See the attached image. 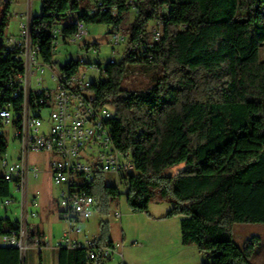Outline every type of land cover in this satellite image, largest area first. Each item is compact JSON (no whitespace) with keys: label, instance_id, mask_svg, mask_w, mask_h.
I'll return each mask as SVG.
<instances>
[{"label":"trees","instance_id":"16d2710c","mask_svg":"<svg viewBox=\"0 0 264 264\" xmlns=\"http://www.w3.org/2000/svg\"><path fill=\"white\" fill-rule=\"evenodd\" d=\"M135 1L42 0L41 14L33 18L34 46L51 67L53 28H63L67 43L76 19L111 32L135 13L121 62L110 63L106 78L91 88L99 106L114 110V144L134 164L127 203L134 213L149 214L152 202H169L173 209L166 218L182 217V243L195 244L207 255L206 264H251L255 239L243 246L232 239L235 224H264V0ZM99 3L108 12L89 16ZM157 21L163 22L162 37L148 49ZM130 64L148 67L144 73L157 77L153 86L124 87ZM80 68L72 61L63 74ZM19 70L18 61L0 60V90ZM6 151L2 139L0 159ZM181 165L178 175L166 174ZM9 191L2 184L0 197ZM107 196L115 201L122 194L100 177L95 197L107 202ZM6 223L13 227L0 216V237L8 232ZM114 246L100 239V249ZM58 252L59 264L103 262L101 254L90 261L85 249ZM22 259L19 250L0 245V264H23Z\"/></svg>","mask_w":264,"mask_h":264},{"label":"built area","instance_id":"2783aa9c","mask_svg":"<svg viewBox=\"0 0 264 264\" xmlns=\"http://www.w3.org/2000/svg\"><path fill=\"white\" fill-rule=\"evenodd\" d=\"M135 2L128 0L129 4ZM107 12L108 8L99 3L88 11V15ZM113 14L117 15V12ZM33 18L21 15L19 34L6 39L0 51V60L12 58L20 63V70L0 90V140L7 144L6 154L0 159V186L7 184L10 190L9 196L3 198L2 207L7 211L6 219L13 223V227L4 224L8 232L0 237V245L19 250L23 258L33 240L34 246L41 251L43 244L40 236L32 233V221L41 218L42 192L31 191L30 183L38 180L43 172L31 161V156L47 155L45 172L53 185L60 188L56 209L60 220L67 226L57 249H85L90 261H95L100 254L102 261L109 260L116 254L117 245L100 249L97 238L77 239L82 234L79 226L89 222L97 210L95 191L99 178L113 175L126 184L135 169L133 161L122 155L114 144L110 124L115 117L114 110L99 106L91 90L94 83L106 78V70L96 64L87 68L80 60L81 68L76 74L69 75L65 71V76H58V69L69 65H61L55 59L63 41L62 27L52 30L54 58L51 68H43V63L34 60ZM71 25L77 30L67 42H79L88 36V25L84 21L76 19ZM122 27L109 32L113 49L126 42L125 28ZM162 32L163 22L157 21L146 48H153L160 42ZM93 49L98 52L96 46ZM90 70L99 73L100 78L91 82L88 78ZM47 73L56 88L45 86ZM33 81L36 87H33ZM9 139L20 146L15 162H11L7 154ZM13 189L21 195L20 201L11 195ZM14 205L18 206V214L9 212ZM115 216L121 219L122 215L116 212Z\"/></svg>","mask_w":264,"mask_h":264},{"label":"rangeland","instance_id":"374dc122","mask_svg":"<svg viewBox=\"0 0 264 264\" xmlns=\"http://www.w3.org/2000/svg\"><path fill=\"white\" fill-rule=\"evenodd\" d=\"M42 11V0H0V45L9 37L17 36L20 31L21 15L38 17ZM135 18L133 11L128 15V22L123 25V34L126 42L129 39L128 28ZM5 22V27L3 24ZM110 28L104 25H88V36L79 42H60L55 59L61 65H67L72 61H83L87 64H96L105 70L112 60L121 62L126 48V42L114 48L110 44ZM98 52H94V47ZM260 55L264 60V45L260 48ZM88 68L89 66L86 65ZM85 68V67H83ZM148 67L140 64H130L126 75L124 87L131 91L147 90L153 86L157 77L150 72L144 73ZM139 72L140 75L137 73ZM99 73L90 70L88 78L91 82L97 78ZM100 78V77H98ZM45 86L54 89L56 84L50 81L49 74L45 75ZM154 79V80H153ZM33 87H36L33 81ZM20 146L9 139L8 157L11 162L18 159ZM47 155H32L31 161L41 168L40 178L31 180V191L39 190L42 194L47 193L52 206L51 211L46 213L40 211L41 218L33 223L42 225L44 236L41 251L29 249L23 264H57V248L67 226L60 220L56 201L59 199L60 188L54 186L46 174L48 167ZM181 165L166 172L167 175L176 176L184 170ZM105 186L118 188L122 194L120 198L113 201L110 196L107 202L100 200L97 210L90 223L79 226L83 235L99 237V240H113L118 246L112 260H105L104 264H206L207 255L199 252L195 244L183 245L180 232V219L167 221L166 215L173 207L167 201H154L150 205L149 214L134 213L127 203V185L119 178L109 175L105 177ZM11 195L18 201L21 195L13 189ZM3 197H0V216L8 217L5 209L1 206ZM43 198L41 197V205ZM107 203V204H106ZM48 205V203H47ZM9 212H19L18 206L14 205ZM121 213V219L116 218L115 213ZM10 216V215H9ZM199 225L202 222L198 220ZM256 241V248L250 258L251 264H264V224L238 223L233 227L232 241L243 246L247 241Z\"/></svg>","mask_w":264,"mask_h":264},{"label":"crops","instance_id":"0c3cea01","mask_svg":"<svg viewBox=\"0 0 264 264\" xmlns=\"http://www.w3.org/2000/svg\"><path fill=\"white\" fill-rule=\"evenodd\" d=\"M10 38V37H9ZM42 198H43V201H42V205H41V210H42V213H46V210H49V211H51V206H52V203H51V201H50V199H49V197H48V195H47V193H44V194H42ZM47 203H48V205H47ZM1 206H2V203H1ZM1 208V207H0ZM2 209V208H1ZM6 211V210H5ZM15 213H17V212H15ZM6 214H7V211H6ZM163 218H166V217H163ZM173 219H180L179 221V223H180V227H181V220H182V217H180V216H177V217H174V218H171V219H168L167 221H173ZM92 220V219H91ZM91 220L89 221V222H86V223H90L91 222ZM180 232H181V238H182V230L180 229ZM32 233H33V235H36V234H38L39 236H40V238H41V241H43V239H42V237L44 236V231H43V229H42V225H40V224H36V223H34V228H33V231H32ZM62 237H63V235H62ZM62 237H61V239H62ZM91 238V239H93V238H97V239H99V237H89L88 235H83V234H81V235H79V236H77V239H80V240H82V241H84L85 240V238ZM113 241V240H112ZM116 245V244H115ZM184 245V244H183ZM30 249H32L33 251H35L37 248L34 246V242H33V240H32V242H31V248ZM59 250L57 249V264H59V252H58ZM112 260V258L111 259H109V261H111ZM104 262H105V260L102 262V264H104Z\"/></svg>","mask_w":264,"mask_h":264},{"label":"bare ground","instance_id":"6f19581e","mask_svg":"<svg viewBox=\"0 0 264 264\" xmlns=\"http://www.w3.org/2000/svg\"><path fill=\"white\" fill-rule=\"evenodd\" d=\"M34 60H36L39 63H43L42 60L40 59V49L35 46H34ZM43 68H51V67L43 63ZM58 76H65L63 74V69H58Z\"/></svg>","mask_w":264,"mask_h":264}]
</instances>
